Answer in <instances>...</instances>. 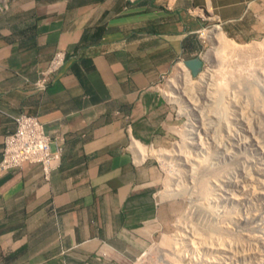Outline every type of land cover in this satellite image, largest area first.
<instances>
[{
    "label": "crops",
    "instance_id": "crops-1",
    "mask_svg": "<svg viewBox=\"0 0 264 264\" xmlns=\"http://www.w3.org/2000/svg\"><path fill=\"white\" fill-rule=\"evenodd\" d=\"M0 14V160L12 117H37L61 148L0 173V264H134L164 222L168 108L157 85L199 55L209 26L238 42L264 36V0H8ZM57 52L44 93L32 83ZM145 147V148H144ZM148 149V150H146Z\"/></svg>",
    "mask_w": 264,
    "mask_h": 264
},
{
    "label": "rangeland",
    "instance_id": "rangeland-1",
    "mask_svg": "<svg viewBox=\"0 0 264 264\" xmlns=\"http://www.w3.org/2000/svg\"><path fill=\"white\" fill-rule=\"evenodd\" d=\"M205 33L203 81L191 75L184 94L175 67L157 85L168 131L149 150L160 153L164 224L134 264H264V36L238 42L220 30L219 44Z\"/></svg>",
    "mask_w": 264,
    "mask_h": 264
},
{
    "label": "built area",
    "instance_id": "built-area-1",
    "mask_svg": "<svg viewBox=\"0 0 264 264\" xmlns=\"http://www.w3.org/2000/svg\"><path fill=\"white\" fill-rule=\"evenodd\" d=\"M8 6V0H0V14L6 12ZM64 60L65 55L62 52H57L53 56L47 67L40 71L37 80L32 83L36 92L43 93L47 90L54 80L55 74L62 67ZM177 65L187 69L182 60L176 63L175 67ZM175 67L172 71L176 70ZM187 72L191 79L188 69ZM169 74L164 76L162 81ZM176 75L178 74L176 73ZM12 119L15 123V130L7 134L4 139L0 173L21 167L24 164H39L42 166L45 178L48 179L51 170L59 159L61 148H57L55 151L51 150V139L46 135L43 125L37 117L20 114L12 117Z\"/></svg>",
    "mask_w": 264,
    "mask_h": 264
},
{
    "label": "bare ground",
    "instance_id": "bare-ground-1",
    "mask_svg": "<svg viewBox=\"0 0 264 264\" xmlns=\"http://www.w3.org/2000/svg\"><path fill=\"white\" fill-rule=\"evenodd\" d=\"M204 32V31H203ZM205 33V32H204ZM206 35H207V38L208 39H210L211 41H213V40H215L217 43H219V41H221L220 40V36H221V33H220V30L217 28L216 30H214L213 32H209L208 33V31L205 33ZM205 36V35H204ZM220 44V43H219ZM233 48V47H232ZM177 67V71H178V73H179V75H178V79H177V86L179 87V85H181V89L183 90V93L185 94V91H184V89H185V87L188 85V78L190 77L189 76V73L187 72V69H185L184 67H182V66H180V65H177L176 66ZM185 69V70H184ZM181 75V76H180ZM203 76H204V73H201L200 75H199V79H201V81H203L202 80V78H203ZM181 90V91H182ZM190 91V90H189ZM183 94V96H186V100H187V102L188 103H191L192 102V104L193 105H195L194 103H195V101H194V99H193V97H192V95H189V94H187V95H184ZM222 96V95H221ZM217 100H220V99H217ZM191 101V102H190ZM219 102V101H218ZM217 102V103H218ZM221 102V103H220ZM220 104H221V107H220V109L223 107V102L220 100ZM217 106H219V105H217ZM227 108V107H226ZM224 109H225V106H224V108H223V110H221V113L220 114H218V115H221V116H223L224 114H227L228 112H227V109L224 111ZM204 126V125H203ZM191 128V127H190ZM192 129V128H191ZM153 150V149H152ZM152 150H150L149 151V154L150 155H155V156H160V153H154V151H152ZM162 156V155H161ZM177 187V186H176ZM174 193V192H173ZM161 195V194H160Z\"/></svg>",
    "mask_w": 264,
    "mask_h": 264
},
{
    "label": "water",
    "instance_id": "water-1",
    "mask_svg": "<svg viewBox=\"0 0 264 264\" xmlns=\"http://www.w3.org/2000/svg\"><path fill=\"white\" fill-rule=\"evenodd\" d=\"M186 67L191 71L194 77L198 76L203 67V60L200 57H194L185 61Z\"/></svg>",
    "mask_w": 264,
    "mask_h": 264
},
{
    "label": "clouds",
    "instance_id": "clouds-1",
    "mask_svg": "<svg viewBox=\"0 0 264 264\" xmlns=\"http://www.w3.org/2000/svg\"><path fill=\"white\" fill-rule=\"evenodd\" d=\"M196 57H200V58L202 59V57L200 56V54H199L198 56H196ZM193 58H194V57H193ZM191 59H192V58H191ZM202 60H203V59H202ZM179 61H180V60H179ZM179 61H178V62H179ZM182 61L184 62V65H185V61H184V60H182ZM185 66H186V65H185ZM46 67H47V66H46ZM46 67H45V68H46ZM174 67H175V66H174ZM45 68H44V69H45ZM186 68L188 69V67H186ZM203 69H204V60H203V67H202V70H203ZM188 70H189V69H188ZM41 71H42V70H41ZM189 71H190V70H189ZM170 72H171V71H170ZM39 73H40V72H39ZM201 73H202V71H201ZM201 73H200V74H201ZM190 74L192 75L191 71H190ZM200 74H199V75H200ZM199 75L196 76V77H199ZM38 77H39V76H38ZM192 77H194V76L192 75ZM43 93H44V92H43ZM30 116H32V115H30ZM34 117H35V116H34ZM13 122H14V121H13ZM14 124H15V123H14ZM41 124H42V123H41ZM11 133H12V132H11ZM5 137H6V136H5ZM3 146H4V145H3ZM1 158H2V157H1ZM0 161H1V160H0ZM41 167H42V166H41ZM18 168H19V167H18ZM15 169H16V168H15ZM12 170H13V169H12ZM9 171H10V170H9ZM4 172H6V171H4ZM1 173H2V172H1Z\"/></svg>",
    "mask_w": 264,
    "mask_h": 264
}]
</instances>
